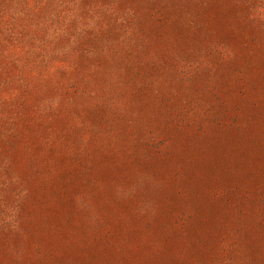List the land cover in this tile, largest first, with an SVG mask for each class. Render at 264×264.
Returning <instances> with one entry per match:
<instances>
[{
    "label": "rangeland",
    "instance_id": "1",
    "mask_svg": "<svg viewBox=\"0 0 264 264\" xmlns=\"http://www.w3.org/2000/svg\"><path fill=\"white\" fill-rule=\"evenodd\" d=\"M64 126L102 143L143 236L89 218L80 262L264 264V0H0V264H50L77 235L30 187Z\"/></svg>",
    "mask_w": 264,
    "mask_h": 264
},
{
    "label": "trees",
    "instance_id": "2",
    "mask_svg": "<svg viewBox=\"0 0 264 264\" xmlns=\"http://www.w3.org/2000/svg\"><path fill=\"white\" fill-rule=\"evenodd\" d=\"M65 127L56 134L61 138L58 147L62 151V157L58 164H53L48 168L50 178L48 182L39 178L30 183L36 194H40L44 189L50 190V199L53 202V217L46 221L61 227L66 232L77 235L69 243L49 242L46 247L47 253L51 256L50 264H95L89 258L80 262V258L74 253L80 250L84 243V229L89 218L98 231H108L117 239L130 241V238L137 242L143 238L142 234L134 228L135 221H130L128 217L116 210L117 206L106 193L105 183L118 175L116 169L108 168V153L101 148L102 143L97 142L94 146L92 142L79 143L67 140ZM76 139L75 135L70 136ZM74 146L75 149L69 147ZM4 197L6 201L18 202V198L11 191H6ZM87 200L91 204L89 211L79 208L81 201ZM35 198L28 197V201H19L23 208L27 204L33 208ZM28 202V203H27ZM1 203V201H0ZM40 208L37 210L39 214ZM60 241L59 239H56Z\"/></svg>",
    "mask_w": 264,
    "mask_h": 264
}]
</instances>
